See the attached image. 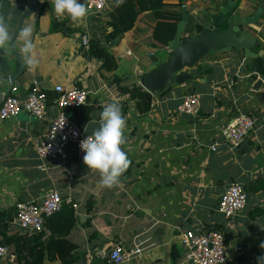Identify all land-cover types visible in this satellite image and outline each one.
Segmentation results:
<instances>
[{"label": "crops", "instance_id": "0c3cea01", "mask_svg": "<svg viewBox=\"0 0 264 264\" xmlns=\"http://www.w3.org/2000/svg\"><path fill=\"white\" fill-rule=\"evenodd\" d=\"M259 1L239 0L233 18L253 15ZM222 2L164 0L183 6L196 21L216 14ZM110 3V10L97 14L103 18L98 31L93 32L87 21L92 13L73 21L67 14L57 15L50 0H37V11L25 18L22 26L33 28L39 63L34 68L25 65L16 80L17 88L9 95L27 97L33 82L50 94L57 85L83 88L89 92L87 105L93 110L90 120L79 127L89 135L98 128L103 107L117 102L127 123L122 147L131 160L129 168L118 185L108 188L101 185L100 173L88 169L83 161L39 159L34 144L57 110L49 105L41 121L20 113L0 120V213H8L19 203L39 202L51 191L69 199L77 222L67 239L76 246L78 264H110L108 253L116 244L126 250L135 246L142 249L138 257L124 264H191L184 260L179 234L209 230L225 235L227 264H258L257 257L264 256L260 247L264 242V82L258 91L253 88L263 74L262 49L252 50L258 55L256 59H245L241 50L209 54L188 70L190 81L171 87L165 96L151 95V110L139 116L127 96L107 78L125 77L123 85L140 86L138 77L148 70L150 56L164 60L168 51L151 45L155 21L150 11H145L110 49L117 61L116 71L99 70L98 63L82 50L80 37L87 35L104 47L108 44L106 35L111 28L107 22L114 0ZM31 6L29 0H0V16L6 18L10 32L14 34L21 15ZM259 22L245 30L264 42V0ZM23 47V37H17L15 49L22 60ZM17 67L10 45L0 49V79ZM8 90L9 84L0 82V105ZM192 94H197L199 101V114L194 118L177 111L183 99ZM242 114L254 118V132L239 148L230 149L221 143V131ZM214 143L218 146L212 151ZM234 183L243 186L246 205L228 220L218 213V200ZM6 232L22 233L12 222ZM173 246L178 254L176 262L171 258ZM10 261L5 258L0 264ZM43 264L62 263L45 260Z\"/></svg>", "mask_w": 264, "mask_h": 264}, {"label": "built area", "instance_id": "2783aa9c", "mask_svg": "<svg viewBox=\"0 0 264 264\" xmlns=\"http://www.w3.org/2000/svg\"><path fill=\"white\" fill-rule=\"evenodd\" d=\"M111 0H85L89 12L100 14L111 9ZM183 7V6H182ZM84 50L89 46L87 35L80 37ZM129 54V53H128ZM53 92L56 97L52 105L57 112L44 134L36 140L34 150L39 159H56L61 161H83L84 152L80 148V141L87 135L72 117V109L87 105L89 92L79 87L55 86ZM48 109L46 94L33 82L27 97L18 98L7 96L0 105V120L17 117L26 113L34 119H44ZM177 111L189 117L199 114L198 95L186 96ZM255 120L249 115H239L231 120L221 131V143L230 149H237L254 132ZM218 143H214L212 151L216 150ZM63 201L70 204L69 199L62 200L61 196L51 191L41 198L39 202L19 203L16 205V214L12 224L17 231L25 234H36L43 229L47 218L60 211ZM246 193L243 186L238 183L231 184L219 197L217 211L226 219L231 220L244 210ZM74 207V205H73ZM179 244L184 249V260L191 264H227V245L225 235L221 231H208L194 233L184 231L179 234ZM238 251L241 248L237 249ZM11 249L0 245V260L10 255ZM142 252L140 246L133 250H126L122 245H114L108 253L110 264H124L138 257Z\"/></svg>", "mask_w": 264, "mask_h": 264}, {"label": "trees", "instance_id": "16d2710c", "mask_svg": "<svg viewBox=\"0 0 264 264\" xmlns=\"http://www.w3.org/2000/svg\"><path fill=\"white\" fill-rule=\"evenodd\" d=\"M226 2L227 0H224L220 4V7ZM238 5L239 0H236L232 11L227 15L225 21L221 23V31L225 30L227 22L236 11ZM174 8L178 10H171ZM181 9V6L166 4L164 0H123V3L119 5L117 4V0H114L113 12L110 15V21L107 22V26L111 28V32L106 35V40L121 39L123 33L133 27L138 14L150 11V16L155 21L152 29L151 45L159 50H165L168 43L174 38L177 23L181 19ZM217 10H219V6ZM207 20L209 23H207ZM210 24L211 22L208 17L204 20L196 21L192 16H189L183 33L184 37L190 38L198 34L207 25L210 26ZM260 24V22H257L255 25ZM54 30L55 26L51 28V31ZM86 51L88 56L98 63L99 70L105 71L106 73L116 71V59L110 50H107L99 41L89 40V46ZM125 79V77L117 76L107 78L112 85L116 86L122 95L127 96L137 115L142 116L147 114L151 110L152 96L140 86L123 85ZM170 90L159 96L167 95ZM44 93L47 96L49 106L52 104L56 94ZM92 110L93 106L88 105L74 108L72 109V117L81 127L83 123L90 120ZM62 200L64 199L62 198ZM6 214L0 213V245L13 250L11 255L7 257L9 261L12 259L10 264H43L45 260L59 261L62 264L76 263L78 259V256L74 254L76 246L67 239L77 222L72 204H66L63 201L60 211L47 218L42 231L36 234L14 232L8 235L6 232L7 226L13 221L16 214V207L11 208ZM171 258L173 262H176L178 258L175 246L172 247Z\"/></svg>", "mask_w": 264, "mask_h": 264}, {"label": "water", "instance_id": "95a60500", "mask_svg": "<svg viewBox=\"0 0 264 264\" xmlns=\"http://www.w3.org/2000/svg\"><path fill=\"white\" fill-rule=\"evenodd\" d=\"M32 3L30 9L24 11L21 15L18 27L14 32L13 42L10 44L11 50L17 60V70L1 78L0 82L6 81L9 84V90L1 96L4 100L11 91L17 88L16 80L23 74L26 63L22 60L15 49V34L21 28L25 18L35 14L37 11V0H29ZM236 0H227L219 7L216 14L210 15V27H205L198 34L190 37H184L185 25L189 14L184 7L181 9V19L176 26V32L172 41L167 45L168 54L164 60L155 55L150 56V66L148 70L138 77L140 87L150 95H161L168 92L171 87L181 86L192 79L188 70L196 67L209 54L229 53L232 50L243 52L245 59H256L257 54L253 49L261 48L263 51V74H261L254 85L253 90L258 91L264 82V42H258L245 27L255 25L263 14V0L259 1L255 13L248 17L233 18V14L227 22L225 30L221 31L227 15L232 11ZM118 39H113L105 45L107 50L117 46ZM87 51L85 55H87ZM78 264V262L74 263Z\"/></svg>", "mask_w": 264, "mask_h": 264}, {"label": "clouds", "instance_id": "9594fccd", "mask_svg": "<svg viewBox=\"0 0 264 264\" xmlns=\"http://www.w3.org/2000/svg\"><path fill=\"white\" fill-rule=\"evenodd\" d=\"M54 12L57 15L67 14L73 21L84 18L89 9L85 0H50ZM123 0H117V4ZM14 34L9 31L6 18L0 16V49H7L13 42ZM15 37H23L22 49L24 62L34 68L39 60L35 53L33 42V28L21 26ZM167 49V48H166ZM126 118L117 102H111L103 107L100 113L98 128L92 135H87L80 141V148L84 152L83 163L88 169L96 170L101 176V185L111 188L120 183L121 176L131 164L127 153L123 150L126 144ZM264 249V242L260 244ZM258 264H264V256L257 257Z\"/></svg>", "mask_w": 264, "mask_h": 264}, {"label": "rangeland", "instance_id": "374dc122", "mask_svg": "<svg viewBox=\"0 0 264 264\" xmlns=\"http://www.w3.org/2000/svg\"><path fill=\"white\" fill-rule=\"evenodd\" d=\"M102 18L103 15H97V14H92L88 17L87 21L89 22L90 27H92L93 32L98 31L99 27L101 26L100 20ZM207 23H209L208 20Z\"/></svg>", "mask_w": 264, "mask_h": 264}]
</instances>
